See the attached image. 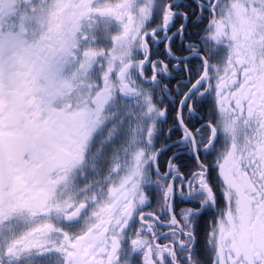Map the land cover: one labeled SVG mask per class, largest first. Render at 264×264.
<instances>
[{
	"label": "snow or ice",
	"instance_id": "snow-or-ice-1",
	"mask_svg": "<svg viewBox=\"0 0 264 264\" xmlns=\"http://www.w3.org/2000/svg\"><path fill=\"white\" fill-rule=\"evenodd\" d=\"M0 264H264V0H0Z\"/></svg>",
	"mask_w": 264,
	"mask_h": 264
},
{
	"label": "flooded vegetation",
	"instance_id": "flooded-vegetation-1",
	"mask_svg": "<svg viewBox=\"0 0 264 264\" xmlns=\"http://www.w3.org/2000/svg\"><path fill=\"white\" fill-rule=\"evenodd\" d=\"M111 27L113 31L112 34L115 35L116 34L115 33L116 23L114 22ZM204 27L205 25H200L199 27H192L189 29V39L196 46H202V43H203L202 36L204 35V33L202 32V29ZM100 43L106 45L109 43V41L101 40ZM216 49H217L218 54L216 57H214L213 62H215V60H222L228 54L227 47L224 44L217 45ZM193 60H194V63L198 64V60H196V58H193ZM210 219L211 218L209 217V220Z\"/></svg>",
	"mask_w": 264,
	"mask_h": 264
}]
</instances>
